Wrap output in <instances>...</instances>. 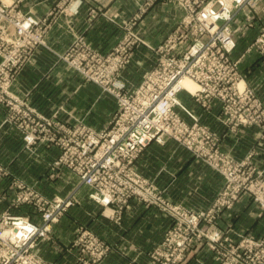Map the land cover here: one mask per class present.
<instances>
[{
	"label": "built area",
	"instance_id": "built-area-1",
	"mask_svg": "<svg viewBox=\"0 0 264 264\" xmlns=\"http://www.w3.org/2000/svg\"><path fill=\"white\" fill-rule=\"evenodd\" d=\"M65 1L70 4L72 14L78 12L82 3L81 0ZM167 1L182 6L188 15L156 48L158 67L148 72L142 85L133 91H127L118 81L106 79L109 66L120 63L122 69V61L132 57L129 49L123 48L131 43L127 39L118 44L120 48L116 52H120V56L115 57L111 56L115 52L103 57L92 50L86 38L73 39L72 47L63 53L66 58L56 53L68 64L73 59L69 64L72 68L116 99L117 111L109 126L102 130H95L83 121L63 122L58 113L46 118L28 99L16 95L13 91L16 78L30 61L34 49L46 45L48 18L26 15L17 9V4L2 3L0 29L9 34L1 40L2 44L12 46L11 49L0 47V108L6 111L3 124L18 131L27 153L35 154L39 147L56 150L57 156L49 164L51 177L59 179L66 171L72 174L81 187L90 189L89 199L104 207L103 213L106 209L112 211L116 225H121L123 214L134 201L167 217L169 225L164 237L148 252L152 264L187 263L196 244L197 248L209 246L216 264H264V236L237 232L233 226L223 230L213 221L222 210L233 208L244 197L253 198L264 209V181L260 178L263 172L253 165L251 155L236 161L223 152L222 140L227 133H213L201 122V117L179 99V94L186 90L182 81L192 79L198 89L193 93L186 91L194 97V103L208 113L218 108V121L229 134L256 128V139L264 140V104L233 61L236 31L228 25L235 13L264 0ZM56 20L53 10V24ZM135 23L125 28L131 30ZM75 46L85 50L72 56L69 52ZM252 49L264 56V31L249 51ZM169 54L176 57H168ZM112 59L115 60L107 66L87 69L88 65ZM112 77L115 79V75ZM242 83L245 84L243 89L239 86ZM179 112L184 114L183 118ZM166 140L178 143L221 177L222 186L207 212L197 213L168 202L157 181L137 170V162L148 145ZM8 176L0 165V178ZM12 186L15 195L11 208L26 207L38 217V222L28 214L17 216L9 211L0 212V264H57L35 252L36 242L46 243L52 239V225L54 228L77 205V191L50 198L23 181L14 179ZM184 224L195 230L189 233L184 227L188 235L179 239ZM79 230L80 237L72 239L67 247L75 255V264H103L113 253L112 245L88 227ZM203 233L204 236L210 233L211 242L206 237L207 240L200 242ZM172 238L179 241L177 246L170 244Z\"/></svg>",
	"mask_w": 264,
	"mask_h": 264
},
{
	"label": "crops",
	"instance_id": "crops-1",
	"mask_svg": "<svg viewBox=\"0 0 264 264\" xmlns=\"http://www.w3.org/2000/svg\"><path fill=\"white\" fill-rule=\"evenodd\" d=\"M110 1L108 2L109 6L106 8L108 14L109 12L123 13L124 10H129H123V7L126 8L128 5L135 6L131 0ZM6 2L17 3L18 9L23 13L33 15L36 18H48L50 23H52L46 38L47 46L40 47L37 50L33 62L18 77L14 88L15 92L19 94L18 96L29 99L30 104L42 113L44 117H52L58 112V118L63 122H75L77 118L83 120L95 130L104 129L106 124L101 126L100 123H104L105 120L104 116L106 113L104 108L106 99L111 97L102 91L98 95L99 89L97 86H93L91 90L90 87H84L81 82H73L74 75H76L74 71L66 68L64 64H60L53 70V63L59 59L56 53H63L72 41L73 32H69V27L75 33L85 34L89 44L101 51L108 50L109 47L111 48L120 40L121 30L110 22L105 13L98 14L97 18L90 22L88 19L90 9L99 6L94 0H82L77 13L74 15H61L60 18L57 17L54 24L53 10H56L59 5L63 6V0H6ZM160 4L162 3H157L150 9L144 23L146 42L153 46H157L183 16L180 12L178 20L176 18L170 29L166 30L165 21H169L175 16L172 10L175 6L168 4L167 6L169 7L163 9ZM153 12L155 17L152 15ZM156 17L163 22L158 23ZM153 39L154 42L152 41ZM244 40L246 46L250 44L249 39L245 38ZM242 50L241 45L237 42V51L235 53L239 54ZM143 51H147V49ZM135 57L134 60H138L136 61L137 64L143 59L141 57L138 58L137 55ZM242 68L249 85H255L259 94H264V57L256 52L249 53L244 58ZM133 71L137 72L135 67ZM69 83L73 86V92L66 86ZM181 97L185 99L186 96L182 94ZM185 100L184 103L188 104ZM190 102L192 104L191 100ZM62 106L64 110L58 111ZM195 108V113L201 116L203 124L208 125L217 134L227 133L225 132V127L217 121L216 116L220 113L218 108L211 115L206 116L210 118H204L205 114L202 109ZM5 116V109L0 108V161L9 173L8 177H2L0 180V212L11 209L15 195V189L12 186L14 179L27 183L47 197L55 195L66 196L70 192L79 189L77 196L82 200L80 208L83 209L85 214L86 212L92 213V215H89V224L86 223V226L94 231L96 230L95 232L107 242H112L108 240L112 236L113 240H115L113 243L117 241L116 246L124 245L129 248L130 252L136 255L137 264H152L148 259L147 252L162 239L163 232L169 225V219L157 210L148 209L143 204L134 201L125 212L121 225L112 224L106 218H104L102 223V221H99L101 218L98 214L100 206L90 205L92 203L89 199L90 189L81 187L72 174L66 171L59 179L51 181L47 178V174H49L46 165L47 158L54 160L57 156V151L39 147L35 154L25 152L18 131L9 125L3 124ZM112 116L113 113L106 122L109 120V123ZM207 120H209V123ZM256 134L257 130L254 128L244 129L235 136L227 134L223 141V149L234 158L242 159L247 156L248 151L253 149L252 147L257 143ZM259 148L256 164L259 168L264 169V147ZM136 166L139 172L150 179H154V175L161 172V180L156 181L161 188L167 187L166 197L173 203L181 204L192 210L206 209L212 203L216 191L222 184V179L216 172L204 164L197 163L185 149L172 141H167L164 145L151 144L141 155ZM47 188L50 193L53 191L52 195H47ZM253 206L254 204L247 197L241 199L236 205V210L240 212V216L236 220H232L234 229L240 231L248 226L247 218L250 211L254 209ZM27 210L26 207H21V209L12 211L21 214L24 211L27 212ZM73 212L76 214L78 208L70 211L60 224L55 225L52 239L40 246L44 256L57 264H75V255L68 251L67 248L72 241L73 235V231L67 230L73 229L74 225L63 224L64 222L76 220V215ZM258 216L264 219V214L259 213ZM86 217L87 215H85ZM32 220L38 222L37 217L33 216ZM84 222H87V219ZM227 223H230L229 218H224L221 226L226 227ZM96 224L102 225L99 232L95 229ZM258 225L256 223L252 224V228L248 227V229L259 231L257 229ZM49 253L53 254V258L52 256L48 257ZM200 254L201 256L198 255L197 251L196 255L192 256L189 264H197V262L214 264L212 253L205 252ZM113 256L112 254L110 259H107L103 264H129L130 262L122 257L118 259Z\"/></svg>",
	"mask_w": 264,
	"mask_h": 264
},
{
	"label": "rangeland",
	"instance_id": "rangeland-1",
	"mask_svg": "<svg viewBox=\"0 0 264 264\" xmlns=\"http://www.w3.org/2000/svg\"><path fill=\"white\" fill-rule=\"evenodd\" d=\"M110 0H94V2H96L99 6H97V7H92L91 9H90V13H88V19L90 20V22H92V21H94L96 18H97V16H98V14H101V13H105V14H107V15H105L107 18H109V20H110V22H112L118 29H120L121 30V36H120V40L117 42V43H115L110 49L108 48V50H105V51H101V50H98V49H96V48H94L91 44V46H90V48L92 49V50H94V51H96L97 53H99V54H102V56L104 57V56H109V54H111V53H113V52H115V54H113V55H111V56H116V54H117V52H116V50H117V48H120V46L118 45L121 41H125V39H127L128 41H130L131 43L129 44V45H124L123 46V48H125V47H127L126 49H125V51L127 50V49H129V53H131L132 54V57L130 58V59H126V60H124V61H122V64H124V67L121 69V67H119V65H120V63L118 64H116V65H111V66H109V68L107 69V76H106V79L108 80V81H110V82H114V81H118V82H120V83H122L123 85H124V88L127 90V91H133L134 89H137V88H139V86H141L142 85V83L144 82L143 80H144V78H145V75L148 73V72H150V71H152L156 66H157V63H158V58H159V56L157 57V55H156V53H155V50H156V48L158 47V46H160L164 41H166L167 40V38L176 30V28L178 27V26H180L182 23H183V21H184V19L187 17V15H188V12L182 7V6H180V5H178L177 3H172V2H169V1H167V0H143V1H139V0H131V2H133L134 3V5L136 6H130V5H128L126 8H124L123 7V10L124 9H129L128 11H126V10H124V12L123 13H118V12H113V13H111V12H109V14H108V12H107V7L109 6V4H108V2H109ZM81 2H82V0H81ZM111 2V1H110ZM2 3H4L5 5H10L11 3H7L6 2V0H0V8H1V4ZM157 3H162V4H160V6L163 8V9H166V8H168L169 6H167L168 4L170 5H173V11H174V13H173V15H175V16H173V18L172 19H170L169 21H165L166 23H165V27H166V30L167 29H170V27L174 24V22H175V20H176V18H177V20H178V14H180V12L183 14V16L181 17V19H179L175 24V26L173 27V29L171 30V31H169L163 38H162V40L160 41V43L157 45V46H153V45H150V44H148L147 42H146V35H145V33H146V31L144 30L145 29V27H144V23H145V19H146V16L149 14L148 12L150 11V9L154 6V5H157ZM264 3V2H263ZM263 3H259V4H257L256 6H254V7H252V8H249V9H247V10H243V11H240L239 13H235L234 14V17H233V19H232V21H230L229 23H228V25L231 27V29L233 28V30H235L236 32H235V40H236V42H238L239 43V45H241V48L243 49L242 50V52H240L239 54H236L235 52L237 51V47H236V50H235V52H234V59H233V61L234 62H237V65H238V71H239V74L243 77V79L246 81V83H247V85H249V83L247 82V77L243 74V68H242V64H243V61H244V58H245V56L247 55V54H249V53H254V52H256L255 51V49H252L251 51H249V49H250V47L252 46V44H253V42L257 39V37H259L260 36V34L264 31V5H263ZM15 4H17V3H15ZM111 4V3H110ZM70 6V4L68 3V2H66L65 0H63V6H58V8L56 9V10H54L55 12H56V16L57 17H59L60 18V16L61 15H74V14H72L71 12H69V7ZM17 9H18V4H17ZM171 9V8H170ZM107 12H105V11ZM23 13V12H22ZM24 14V13H23ZM154 12L152 13V15L154 16ZM27 15V14H26ZM150 16H151V14H150ZM155 17V16H154ZM157 18V22L158 23H161V22H163V21H160L159 19H158V17H156ZM133 22H136L135 23V25L133 26V29H131V30H128V29H126L125 28V26L126 25H130L131 23H133ZM154 23V22H153ZM45 25H46V27H47V30H46V34H45V39L47 38V36H48V34H49V31H50V29H51V25H52V23H50V21L49 20H47V22L45 23ZM41 29H42V27L40 26V31H41ZM166 30H164V31H166ZM73 32L72 33V41H71V43H70V45L68 46V48L65 50V51H67L69 48H71L72 46V42H73V39L75 40V38H86V36H85V34H83V33H75L74 31H72V28L71 27H69V32ZM44 33H45V30H44ZM9 34V31H7V30H3V29H0V47H5V48H7V49H11L12 48V46L11 45H7V44H2L3 42H2V40H1V38L2 37H5V36H7ZM131 35H132V37H131ZM154 37H156V35H154ZM175 37V36H174ZM248 40L249 39V41H250V44L248 45L247 44V46L245 45V38ZM177 38V37H176ZM87 40V39H86ZM153 42H154V39L152 40ZM156 41V40H155ZM46 42V41H45ZM152 42V43H153ZM157 42V41H156ZM249 43V42H248ZM45 46H47V42H46V45H44V46H40V47H45ZM71 46V47H70ZM40 47H38V48H35L34 49V51H33V56L31 57V59H30V61H28L27 63H26V65L24 66V68H23V70L28 66V65H30L32 62H33V59H34V55H35V53L37 52V50L40 48ZM246 47V48H245ZM121 48H122V46H121ZM122 48V49H123ZM144 49H147V51H143ZM85 49L83 48V47H81V46H75L73 49H71V51L69 52V53H71L72 54V56H73V54H75V53H80V52H83ZM181 50H184V48H182ZM64 51V52H65ZM23 52V54H25L26 52L23 50L22 51ZM55 53H56V51H54ZM63 52V53H64ZM19 53L20 52H18L16 55H19ZM63 53H60V54H63ZM183 53V52H182ZM257 53V52H256ZM174 55H177L176 53H173ZM118 56H120V52L117 54ZM138 56V58L139 57H141V58H143L142 59V61L139 63V64H137V62L136 61H138L137 59H135L134 60V58H136L135 56ZM65 56V58H66V54H63V57ZM150 58H149V57ZM168 57H176V56H171L170 54L168 55ZM264 57V56H263ZM123 59V58H122ZM59 60V61H58ZM57 61H55V63H53V70H55L56 69V67L57 66H59L60 64H64L65 66H66V68H68L69 70H72V71H74L75 72V74L76 75H74V78H73V82H77L78 81V83H80L81 82V84L82 85H84V87H90V89L92 90V88H93V86H97L96 84H94V83H92V82H88L87 80H85V78H84V76L80 73V72H78L77 70H75L74 69V67L72 68V66L71 65H69L72 61H73V59H70L69 60V64L67 63V61H65V60H60V59H58ZM113 60H115V59H112V60H110V61H108V62H100V63H94V64H91V65H88L87 66V69H88V71H90V70H92V69H99V68H101V67H103V66H107L111 61H113ZM144 60V61H143ZM127 61V62H126ZM125 62V63H124ZM135 62H136V65H135ZM122 64H121V66H122ZM118 65V66H117ZM116 66H117V72H116ZM134 67H135V69L137 70V72H134L133 71V69H134ZM158 67V66H157ZM121 69V70H120ZM22 70V71H23ZM21 74V73H20ZM112 75H115V79L112 77ZM118 75V76H117ZM19 77V76H18ZM89 77V76H88ZM90 78V77H89ZM81 79V80H80ZM87 79V78H86ZM17 80H18V78H16V81H15V84L17 83ZM58 81H59V79H58ZM117 83V82H116ZM15 84H14V86H13V91L15 92V90H14V88H15ZM256 84V83H255ZM67 87H68V89L71 91V92H73L74 90H73V86H72V84L70 85V83L69 84H67L66 85ZM98 87V89L100 90H98V95L100 94V92L102 91L104 94H106V95H108V96H110L111 98H107L106 99V103H105V108H104V110H105V113H106V115L104 116L105 117V120H104V123H100L101 124V126H104L105 124H106V127L105 128H107L108 126H109V124H110V122H111V120H112V118H111V120H110V122L108 123V121L106 122V120L107 119H109V117L112 115V113H113V115L115 114V112L117 111V102H116V99L114 98V97H112V95H110V94H108V93H105L99 86H97ZM228 87V86H227ZM249 87L250 88H252L254 91H255V93H256V96L258 97V99L264 104V94H259V92H258V90H257V87L255 86V85H249ZM16 93V92H15ZM182 94H184L186 97H185V99L187 100H185V99H183L182 97H181V95ZM16 95L18 96L19 94L18 93H16ZM97 95V96H98ZM27 96H28V94H27ZM181 97V98H180ZM179 99L183 102V104L186 106V107H188V108H190L192 111H194L195 112V107H197V108H199V109H202V111H203V113L205 114V116H204V118L206 117V116H209V115H211V113H208V112H205L204 111V109L203 108H201L200 106H198V105H196L195 103H194V97L192 96V95H190L188 92H186V91H183V92H181L180 94H179ZM29 100V99H28ZM184 100H185V102H188V104L187 103H184ZM190 100L192 101V104H191V102H190ZM189 105V106H188ZM64 110V107L62 106V107H60L59 108V110L58 111H63ZM58 113V112H57ZM180 113V115H181V117L183 118V113L182 112H179ZM42 114V113H41ZM113 117V116H112ZM201 117V116H200ZM46 118H48V117H46ZM206 118H210V117H206ZM216 118H217V121L219 120L218 118V115L216 116ZM185 120H187L186 118H185ZM76 121H83V120H80V119H77L76 118ZM209 120H207V122H208ZM84 122V121H83ZM201 122H202V119H201ZM203 123V122H202ZM209 123V122H208ZM103 124V125H102ZM221 124H223V123H221ZM100 126V125H99ZM208 126V125H207ZM224 127V126H223ZM104 128V129H105ZM211 129V128H210ZM248 129V128H247ZM254 129H256V128H254ZM257 130V129H256ZM211 131L213 132V133H216L215 131H213L212 129H211ZM225 132H227V129H225ZM239 133V132H238ZM238 133H235V132H230V135H236V134H238ZM257 133H258V131H257ZM223 134H225L224 132L222 133V134H218V135H223ZM227 134H229L228 132H227ZM257 135V134H256ZM167 141H170V140H166V141H164L163 143L165 144ZM224 140H222V142H223ZM257 141V143L252 147L253 149H251V150H249L248 151V153H247V156H245L244 158H242V159H238V158H234L229 152H227V151H225L223 148H224V146H222V151L223 152H225V153H229V155L234 159V160H236V161H241V160H244L246 157H248L249 155H251L252 156V163H253V165L258 169V170H260V171H262L263 173H262V175H261V179H262V181H264V169L263 168H259L258 166H257V164H256V161H257V158H258V156H259V150H260V148L258 149V147H264V140H256ZM172 142H174V141H172ZM221 142V143H222ZM153 143H156V144H162V145H164L163 143H157V142H153ZM153 143H151V144H153ZM174 143H176V142H174ZM150 144V145H151ZM176 144H178V143H176ZM150 145H148V147L150 146ZM179 145V144H178ZM257 145H259V146H257ZM180 146V145H179ZM147 147V148H148ZM181 147V146H180ZM146 148V149H147ZM182 148V147H181ZM184 149V148H183ZM187 151V150H186ZM263 151V150H262ZM188 152V151H187ZM190 155H191V158L193 159V160H195L197 163L199 162V163H201V164H204V163H202V162H200V161H198L196 158H194L193 156H192V154L190 153V152H188ZM53 160H52V158L51 159H49V157L47 158V163H46V165H47V172L49 173V164L52 162ZM0 165H2V162L0 161ZM204 165H206V164H204ZM207 167H209L208 165H206ZM4 168H6V167H4ZM210 168V167H209ZM212 169V168H211ZM141 173V172H140ZM142 174V173H141ZM143 175V174H142ZM145 176V175H144ZM155 178L153 179L155 182H156V180H161V178H162V173L161 172H158V173H156L155 175ZM172 178H174L172 175H170ZM145 177H147V176H145ZM47 178L49 179V180H53V177H51V175H50V173L49 174H47ZM147 178H149V177H147ZM2 178H0V180H1ZM16 180V179H15ZM157 183V182H156ZM48 186H49V184H48ZM221 186H222V184H221ZM87 188V187H86ZM220 188L221 187H219L218 188V190L216 191V195H215V197H214V199H213V201H212V203L210 204V205H208V207L206 208V209H203V210H192V209H189V208H186V207H184L183 205H181V204H177V203H173L169 198H167L166 197V193L168 192V190H167V187L166 188H161L162 190H164V195H165V198L168 200V202H171L172 204H175V205H179V206H182L183 208H185V209H188V210H192V211H195V212H197V213H201V212H207L208 210H210L211 208H212V205L214 204V200H215V198H216V196L218 195V193H219V190H220ZM88 189V188H87ZM39 191V190H38ZM76 191H79V189L78 190H76ZM40 192V191H39ZM46 193H47V195H52L53 194V191H52V193H50L49 192V189L47 188L46 189ZM44 196V195H43ZM44 197H46V196H44ZM53 197V196H52ZM52 197H50V198H52ZM247 198H249L250 199V201L254 204V209H252L251 211H250V214H249V216H248V223H247V225L248 226H246L245 228H243L242 230H236L235 229V231H237V232H246V233H251V234H254L255 236H257V237H259V238H261V237H263L264 236V219L262 218V217H259L258 215H259V213L260 214H264V209H262L261 207H260V205H258L255 201H254V199L253 198H251V197H247ZM77 199H78V203H77V205L74 207V208H71L68 212H67V214L64 216V217H66L69 213H70V211H73V209H76V208H78V212L75 214V212H73V214L74 215H76V220L75 221H73V222H64L63 224H73L74 226H73V229H68L67 231H73V235H72V239H74L75 237H80V228H84V227H87L86 225L87 224H89L88 222H89V219H90V217H89V215L91 214L92 215V213L91 212H86V214H85V212L83 211V209L82 208H80V206L82 205V200L80 199V197H78L77 196ZM172 199V198H171ZM91 201V200H90ZM241 201V200H240ZM239 201V202H240ZM92 202V201H91ZM238 202V203H239ZM237 203V204H238ZM93 204H95L94 202H92V203H90V205H93ZM236 204V205H237ZM95 205H97V204H95ZM236 205L233 207V208H231V209H224V210H222L219 214H218V216L216 217V218H214L213 219V221L215 222V226L216 227H220L221 229H223V230H226V228H228L229 226H233V224H232V220H236L239 216H240V212H237V210H236ZM23 208H24V206H23ZM16 209H21V207L20 208H11L10 210L9 209H6V210H4V211H9L10 212V214H12V215H17V216H22V215H30L31 217H33L34 216V214L30 211V210H27V212H23V213H15V212H13L12 210H16ZM3 211V212H4ZM97 211V210H96ZM103 211H104V207H101L100 206V210H99V212H98V214L100 215V220L99 221H102V223L104 222V218H106V219H108V220H110L109 222H111L112 224L114 223L115 224V221L114 220H112L113 218H112V215H113V213H112V211L110 210V213H111V215H109L110 213H103ZM104 214V215H103ZM125 214V213H124ZM124 214H123V216H122V221H123V217H124ZM212 214L213 215H215V212L213 211L212 212ZM85 215H87V217L85 218ZM225 215V216H224ZM34 217H37V216H34ZM64 217H62V219L58 222V224H60L61 223V221L64 219ZM255 217V218H254ZM38 218V217H37ZM224 218H229V221H230V223H227L226 225V227H222L221 225V223H222V221H223V219ZM86 220L87 219V222H84V220ZM260 220H262V221H260ZM122 221H121V223H122ZM91 222V221H90ZM87 223V224H86ZM259 224L258 225V227H257V229H259V231H251L250 229H248V227L249 228H252V224ZM58 224H56V225H58ZM111 224V225H112ZM262 224V225H261ZM116 225V224H115ZM101 224H99V225H95V229H97V231L99 232V230L101 229ZM76 227V228H75ZM99 227V228H98ZM187 229V232H191V231H194L195 229L192 227V226H189V225H187V224H184L183 225V228H182V233H179L178 234V237H179V239L180 238H186L187 237V232H186V229ZM234 227V226H233ZM53 228V227H52ZM167 229L168 228H166L165 230H164V232H163V234H165V232L167 231ZM96 231V230H95ZM51 233H53V229H52V232ZM101 234H102V232H101ZM210 235V233H207L205 236H204V233H203V237L200 239V242L201 241H203V240H209V238H208V236ZM51 237H52V235H51ZM59 237H60V234H59ZM164 237V236H163ZM204 237H206V238H204ZM114 238H112V236H110L109 238H108V240L109 241H112V242H108L109 244H111L112 245V247H113V257H115V258H124V259H126V260H129L130 262H129V264H137V261H138V259L137 258H135V254L133 255L131 252H130V249L129 248H126L124 245H115L116 244V242H114L113 243V241H115V240H113ZM162 240V239H161ZM160 240V241H161ZM159 241V242H160ZM210 241V240H209ZM41 242H43V241H37L36 242V246H35V252H37L38 251V254L42 257V258H44L46 261H49V262H53L51 259H48V258H46L45 256H44V254H43V251L42 250H40V246H41V244H44V243H41ZM158 242V243H159ZM178 240H176V239H174V238H172L171 239V241H170V244L171 245H173V246H177L178 245ZM211 242V241H210ZM204 243V242H203ZM128 247H129V245L127 244V243H125ZM198 247V244H196L195 245V247H193V251L192 252H190L189 253V257H190V259H189V261L187 262V263H184V264H189L190 262H191V259H192V256L195 254L196 255V252L198 251V255L199 256H201V254L200 253H205V252H208V253H211L212 251H210V248H209V246L207 247L206 245H203L202 247H199V248H197ZM76 248H74V250H75ZM37 250V251H36ZM112 254L108 257V259H110V257L112 256ZM262 255V254H261ZM50 256H52V258H53V254H51V253H49L48 254V257H50ZM147 256H148V259H149V261L151 262V260H150V258H149V255H148V252H147ZM212 256H213V260H214V264H216V262H215V259H214V254L212 253ZM142 262V261H141ZM197 264H202V262H197Z\"/></svg>",
	"mask_w": 264,
	"mask_h": 264
},
{
	"label": "bare ground",
	"instance_id": "bare-ground-1",
	"mask_svg": "<svg viewBox=\"0 0 264 264\" xmlns=\"http://www.w3.org/2000/svg\"><path fill=\"white\" fill-rule=\"evenodd\" d=\"M182 85H184L185 89L187 91L191 92V93L195 92L198 89L197 84L192 79H188V78L187 79H184L182 81ZM239 86H240L241 89H243L245 87V84L242 83ZM105 212L106 213H110V210L109 209H106ZM109 215H111V213ZM52 227H53V225H52ZM52 227H51V230H52Z\"/></svg>",
	"mask_w": 264,
	"mask_h": 264
}]
</instances>
